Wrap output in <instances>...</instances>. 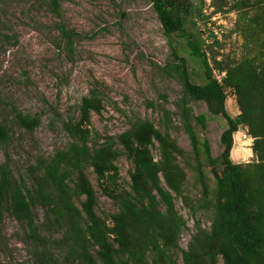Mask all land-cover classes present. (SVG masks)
<instances>
[{
  "label": "rangeland",
  "instance_id": "1",
  "mask_svg": "<svg viewBox=\"0 0 264 264\" xmlns=\"http://www.w3.org/2000/svg\"><path fill=\"white\" fill-rule=\"evenodd\" d=\"M225 2L184 0L181 12L185 34H192L212 77L220 83L225 69L250 55L238 32L234 0ZM60 25L76 33L71 53L62 40ZM173 52L186 60L193 84L208 82L202 60L191 55L186 38L164 33L150 0H64L58 15L47 0H0V124L9 136L5 145L0 144V165L6 163L17 180L30 186L37 162L49 161L74 141L64 127L82 122V99L96 89L100 109L90 111L88 145L99 147L110 139L113 149L120 152L114 164L121 189L130 190L133 165L117 137L135 119L151 122L179 151L171 152L179 194L166 185L161 174L160 178L185 224L179 232L178 249L171 253L182 264L180 250H189L198 231L210 230L218 199L215 175L221 170L219 137L226 122L221 115L210 113L204 103L188 99L185 105L199 143L192 149L183 126V86L174 71L179 62ZM226 110L232 117L239 113L231 92ZM200 115L205 117V127L199 122ZM204 141L209 143L213 163L203 151ZM151 152L156 161L161 159L158 143ZM230 157L243 166L258 163L247 129L234 134ZM85 173L97 196V216L112 229L119 208L105 194V184L94 170L89 167ZM259 199L264 200V193L255 203ZM33 212L45 246L5 213L0 226V264H35V253L43 246L62 264V231L49 226L40 207ZM261 232L264 237V226ZM215 242L219 244V238ZM203 264L223 261L216 257Z\"/></svg>",
  "mask_w": 264,
  "mask_h": 264
},
{
  "label": "trees",
  "instance_id": "2",
  "mask_svg": "<svg viewBox=\"0 0 264 264\" xmlns=\"http://www.w3.org/2000/svg\"><path fill=\"white\" fill-rule=\"evenodd\" d=\"M47 1L58 15L64 0ZM150 2L164 33L186 38L191 55L200 58L205 69L208 82L204 86L193 84L186 60L173 52L179 62L174 71L183 86V126L192 149H197L199 143L190 122L191 111L185 105L188 99L204 103L210 113L221 115L226 122L219 137L221 170L215 175L218 199L210 230L198 231L189 250H180L182 264H203L216 257H221L223 264H264L261 232L264 200L255 203L264 193V0H234L232 8L238 11V32L250 55L225 69L221 83L212 77L206 56L192 34H185L181 16L184 0ZM213 2L219 5L223 0ZM60 32L71 53L76 33L68 31L64 25H60ZM229 92L239 110L234 117L226 110ZM96 93L93 89L89 97L82 99V122H70L64 127L74 141L49 161L37 162L30 186L23 179L17 180L6 163L0 165V226L3 215L8 213L45 246L33 212L38 206L45 211L49 226L62 231L59 241L64 251L62 264H177L171 253L178 249L179 232L185 224L176 214L174 198L163 186L160 174L166 185L179 194L175 187L176 170L171 162V152L179 151L151 122L135 119L130 129L117 137L133 165L130 190L121 189L114 164L120 152L113 149L110 139L99 147L88 145L86 123H89L90 111L100 109ZM18 118L29 129L21 117ZM199 122L205 127L203 115L199 116ZM242 129H247L252 139L258 163L243 166L231 160L233 136ZM8 140L7 129L0 124V144L5 145ZM155 142L161 151L159 161L151 152ZM202 146L208 162L213 163L209 143L204 141ZM89 167L99 181L103 180L105 194L115 200L119 208L113 217L112 229L97 216V196L85 173ZM203 193H206L205 186ZM217 238L219 244L215 242ZM44 246L41 252L35 253V264H59L60 260L53 259Z\"/></svg>",
  "mask_w": 264,
  "mask_h": 264
}]
</instances>
